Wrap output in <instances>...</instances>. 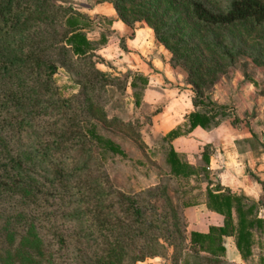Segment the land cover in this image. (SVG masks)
Masks as SVG:
<instances>
[{"label":"trees","instance_id":"obj_1","mask_svg":"<svg viewBox=\"0 0 264 264\" xmlns=\"http://www.w3.org/2000/svg\"><path fill=\"white\" fill-rule=\"evenodd\" d=\"M54 1L0 0V264H138L163 257L169 247L173 251L170 264H189L186 256L195 264L217 262L215 256L223 252L222 236L229 233L230 223L244 253L251 244L253 227L264 230V219L257 217L261 200L252 202L216 178L213 181L207 169L209 145L201 154L203 166L190 164L172 146L175 138L190 134L195 127H216L227 116L225 107L199 88L193 72L188 74L193 109L160 141L166 144L168 177H204L203 203L206 209L224 216L223 226H211L208 233L188 232L183 207L180 209L183 203L174 204L164 197L166 183L126 193L116 189L106 174H90L80 181L85 161L72 168L64 165L76 155L74 164L77 159L84 160L78 151L86 160H96L100 169L110 155L126 156L118 143L98 132L99 123L90 118L94 106L91 92L96 86L103 90L124 81L133 89L134 104L139 106L150 78L129 70L122 78L108 76L90 57L112 34L97 25L95 18L110 24L118 19L134 28L124 11L130 0H96L110 2L115 18L92 17ZM175 1L185 4L200 24L226 27L249 22L264 26V0ZM207 1L214 2L216 8H210ZM48 11L53 20L48 19ZM31 15L56 21L42 44H30L23 34ZM96 30L99 38L90 39L88 35ZM5 37L6 42L1 43ZM120 43L124 48L125 37ZM78 60L89 66V75L73 76L79 88L65 96L55 76L60 67L68 68L67 62ZM15 85H23L32 94L18 100L13 94ZM49 115L54 116L53 123L43 124ZM201 251L209 255H200Z\"/></svg>","mask_w":264,"mask_h":264},{"label":"rangeland","instance_id":"obj_2","mask_svg":"<svg viewBox=\"0 0 264 264\" xmlns=\"http://www.w3.org/2000/svg\"><path fill=\"white\" fill-rule=\"evenodd\" d=\"M54 2L91 14L92 17L97 16L93 15L95 11L91 8L96 0H55ZM50 3L52 4L53 1ZM108 3L112 6L110 2ZM207 4L212 9L216 8L214 2L207 1ZM184 5L175 0H130L129 4L125 5L127 19L134 22V26L142 25L149 28L152 37L150 48L161 57L163 63L170 66L177 84L160 77L150 78L152 82L144 90L139 106L134 104L133 89L124 81L117 82L115 86H104L103 90L96 86L91 92L94 106L90 118L99 123L98 132L118 143L126 152V156L112 154L100 169L96 160H86L87 156L78 151L84 160L77 159L78 164H74L73 159L79 157L76 155L75 158L71 157L70 161L66 160L64 164L72 168L80 166L85 161L80 181L84 182L90 174L95 176L106 174L116 189L126 193L138 192L159 183H166L165 199L168 198L178 205L183 203L180 205V209L183 207V210L188 204L198 205L205 201L206 180L201 176H191L188 179L168 177L169 167L165 162L164 154L166 144L162 145L160 141L164 134L153 129V124L156 128V123L163 119L160 113L174 96L170 92L165 94L167 97L162 98L163 89L185 88L188 89L190 96H193L192 83L188 78L189 71L193 72V79L199 88L205 94L210 93L216 104L225 107L227 118L232 119L234 125L245 121L252 130L264 134V26H254L249 22L226 27L200 24ZM47 14L49 15V11ZM53 16L55 19L56 16L54 14ZM48 19L53 20V17L49 15ZM50 20L42 21L41 18L31 15L25 22L23 34L26 36V41L30 44H42L49 28L55 25L56 21ZM95 21L97 25L109 29L110 23L106 20L99 17L95 18ZM98 35V31H94L88 36L94 40ZM109 39L108 37L104 44ZM6 40L5 37L1 43H5ZM115 41L121 46L120 39ZM97 51L98 49L92 53L93 56H90L96 68L108 76L122 78L126 71L112 69L109 71L108 65ZM66 65L68 68L58 69L55 81L59 90L65 96H69L79 88L73 76H87L90 68L86 67L85 61L80 62V60L73 64L67 62ZM21 72L24 73V70ZM179 81L183 82L182 85H179ZM123 85H126L125 89ZM27 86L30 87V83ZM29 90L23 85H15L13 94L22 101L32 94ZM94 100L97 103H94ZM49 111L50 108L47 112ZM183 117V114L177 115L172 121L173 126L181 122ZM53 121L54 116L49 115L44 119L43 124H51ZM173 145L178 153L185 155L188 162L193 161L191 154L195 152L196 144L192 147L191 142L188 141L186 147L172 143ZM210 177L214 178L211 172ZM172 253L169 247L163 257L147 258L138 264H170ZM186 258L193 261L192 257L186 256Z\"/></svg>","mask_w":264,"mask_h":264},{"label":"crops","instance_id":"obj_3","mask_svg":"<svg viewBox=\"0 0 264 264\" xmlns=\"http://www.w3.org/2000/svg\"><path fill=\"white\" fill-rule=\"evenodd\" d=\"M91 8L95 11L93 15L109 18L116 16L114 8L108 2H94ZM109 30L112 32L110 39L97 51L108 65L109 71L111 69L121 72L129 70L149 78H164L177 84L170 66L163 63L161 57L150 48L152 37L148 27L136 25L130 29L120 20L115 19L110 24ZM131 32L133 35L129 37ZM99 35L95 39H98ZM122 37H125L126 49L115 41ZM182 83L179 81V85ZM170 92L174 96L160 113L163 119L158 120L156 128L153 124V129L161 134H165L174 127L172 121L177 115H185L193 109L188 89H163L162 98L167 97L165 94H170ZM227 117H223L216 127L204 129L197 126L190 134L179 136L172 143L182 147H186L188 141L191 142L192 147L196 144V150L191 154L193 161H189L194 166L204 165L201 154L204 146L209 145L210 148L207 149L210 151L208 171L231 192L244 195L252 202L261 200L262 203H258L257 217L264 219V186L261 183L264 182V136L248 127L245 121L234 125L232 119ZM173 147L175 149L174 145ZM183 151L186 154L185 150ZM203 202L184 208L183 214L188 232L208 233L211 226H223L224 216L206 209ZM229 229V233L222 236L223 252L215 256L218 259L217 262L202 261L199 264H264V230L261 231L257 226L253 227L251 244L246 246L245 252L242 253L236 244L232 223L229 224ZM200 255L208 256L209 254L201 251ZM189 264L195 263L189 261Z\"/></svg>","mask_w":264,"mask_h":264}]
</instances>
